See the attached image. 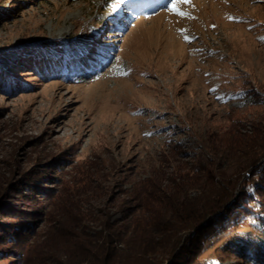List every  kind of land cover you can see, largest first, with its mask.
<instances>
[{
	"label": "rangeland",
	"instance_id": "rangeland-1",
	"mask_svg": "<svg viewBox=\"0 0 264 264\" xmlns=\"http://www.w3.org/2000/svg\"><path fill=\"white\" fill-rule=\"evenodd\" d=\"M132 1L0 0V264H90L101 241L73 238L76 213L92 204L123 226L136 183L197 165L202 139L232 145L235 160L210 168L225 187L238 150L264 137V0H142L165 4L116 16ZM254 166L237 180L242 210L198 230L190 264H262L242 248L264 240V155Z\"/></svg>",
	"mask_w": 264,
	"mask_h": 264
},
{
	"label": "trees",
	"instance_id": "trees-1",
	"mask_svg": "<svg viewBox=\"0 0 264 264\" xmlns=\"http://www.w3.org/2000/svg\"><path fill=\"white\" fill-rule=\"evenodd\" d=\"M197 143H199V152L195 153L198 159L197 165L184 167L177 164L170 172H162L160 169L153 172L150 177L136 183L132 191L138 202L136 210L125 215L123 220L130 219L123 226L117 227L118 221L109 223L108 211L92 204L85 209V212L76 213L73 219L76 230L73 238L85 236V240L79 243L85 246L91 243L89 239L91 237L101 241L93 257H88L84 261L90 264H146L144 262L147 260L146 257L154 256L155 261L153 259L154 262L150 264H165V260L168 261L166 264L192 263V259L198 255L201 248L200 246L194 248L193 245L191 247L193 242L190 241L198 234V230L209 227L212 219L218 218L223 212L232 214V209L239 207V201L234 197L237 193H244L236 192L237 180L240 179L243 171L253 167L264 155V137L253 145L246 142L250 151L242 153V149L238 150L242 154L241 159H237V163H234L235 167H230L232 171L229 175H223L229 179V184L213 190V184L217 181L210 168L221 166L223 159L230 164L235 160L236 155L232 145L224 140L221 144H207V141L203 139ZM223 147L224 150L221 149ZM179 154L182 153L177 151L176 155ZM258 166L262 167L261 163ZM184 168L187 172H184ZM203 177L205 181H202ZM191 181L194 185L196 184L192 187L201 193L199 196L204 197L202 202L198 199L199 202L195 201V203L194 200L189 199L188 184ZM209 182L212 184H209L212 192L206 190ZM103 192L104 188L98 186L93 197L98 200ZM100 203L104 204L103 207L107 206L104 200ZM76 207H74L75 210L80 209ZM241 208L238 209L242 210ZM86 220L101 226L100 233L96 236L86 234V225H84ZM103 229H112V232L104 234ZM194 229L196 232L191 233ZM6 233L9 236L11 232L8 230ZM118 243L120 246L116 245ZM242 248L245 250L244 257L264 264V240H256L253 243L244 242ZM196 264L202 263L196 262Z\"/></svg>",
	"mask_w": 264,
	"mask_h": 264
},
{
	"label": "snow or ice",
	"instance_id": "snow-or-ice-1",
	"mask_svg": "<svg viewBox=\"0 0 264 264\" xmlns=\"http://www.w3.org/2000/svg\"><path fill=\"white\" fill-rule=\"evenodd\" d=\"M183 2L187 3V2H189V0H183ZM170 10H172V11H176L175 3H173V5H172V7H171ZM179 14H180V15H184L183 13H179Z\"/></svg>",
	"mask_w": 264,
	"mask_h": 264
},
{
	"label": "bare ground",
	"instance_id": "bare-ground-1",
	"mask_svg": "<svg viewBox=\"0 0 264 264\" xmlns=\"http://www.w3.org/2000/svg\"><path fill=\"white\" fill-rule=\"evenodd\" d=\"M82 61V60H81Z\"/></svg>",
	"mask_w": 264,
	"mask_h": 264
}]
</instances>
